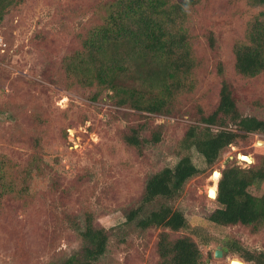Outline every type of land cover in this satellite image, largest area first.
Returning a JSON list of instances; mask_svg holds the SVG:
<instances>
[{
  "label": "rangeland",
  "instance_id": "1",
  "mask_svg": "<svg viewBox=\"0 0 264 264\" xmlns=\"http://www.w3.org/2000/svg\"><path fill=\"white\" fill-rule=\"evenodd\" d=\"M108 1H17L0 22V161L8 171L5 181L27 189L23 198L13 193L0 198V264H46L74 253L80 239L72 220H83L88 211L110 233L100 264H159L162 229L139 231L126 224V211L139 203L148 176L176 164L182 137L196 122L199 108L210 111L217 105L223 79L231 83L243 114L264 118V73L239 74L234 53L235 41L245 37L260 7L247 0H195L188 7L196 64L190 78L193 91L181 94L173 113L166 115L121 105L112 89L83 86L63 65L64 58L82 48L92 26L104 22ZM212 32L215 47L209 44ZM135 80L121 72L120 81L138 85ZM138 123L148 125L146 135L163 128L162 141L143 153L123 138ZM252 139L230 146L213 165L192 151L200 172L175 202L188 229L173 235L192 236L204 264H231L234 259L253 264L236 252L227 253L226 247L239 243L264 250V229L252 232L207 220L214 199L207 187L214 183V172L228 163L250 167L264 156V135L253 134ZM36 151L46 175L31 169L27 178L26 165ZM237 152L252 161L240 160ZM256 186L252 190L262 193L264 184ZM217 249L222 256L215 255Z\"/></svg>",
  "mask_w": 264,
  "mask_h": 264
},
{
  "label": "trees",
  "instance_id": "2",
  "mask_svg": "<svg viewBox=\"0 0 264 264\" xmlns=\"http://www.w3.org/2000/svg\"><path fill=\"white\" fill-rule=\"evenodd\" d=\"M17 1L23 0H0V22ZM247 1L261 10L248 22L245 37L234 43L235 68L239 74L253 77L264 73V0ZM108 2L104 6L108 5L104 22L92 26L83 38L82 48L64 58L63 65L75 73L77 82L83 86L112 89L121 105L131 104L149 113L172 114L179 96L193 91L190 78L196 64L188 29V7L195 0ZM209 36L210 46L215 47L213 32ZM121 72L135 75L138 85L120 81ZM219 73L223 76L222 66ZM194 117L196 122L189 125L179 143V160L174 166H164L150 174L139 203L126 211V224L134 230L162 229L157 241L159 264H204L200 245L192 236L173 235L188 229L184 211L175 207V202L182 196L187 182L200 172L192 151L196 150L207 164L213 165L230 146L253 142L256 133L264 135V118L241 112L232 85L226 79L222 81L217 105L210 111L199 108ZM162 130L159 126L146 135L148 125L138 123L129 126L123 138L143 153L148 146L162 141ZM34 145L37 150L38 143ZM39 157L36 151L26 165L29 170L25 176L31 169L46 175ZM4 164L0 161L3 184L0 198L11 193L23 198L27 189L5 181L8 171ZM221 174L218 194L211 200L212 211L207 220L219 226L241 225L252 232L264 229V189L262 193L252 190L264 184V156L245 168L228 163ZM72 221L78 231L80 248L46 264H100L110 242L108 229L96 223L92 211L83 220ZM226 251L236 252L253 264H264V250L239 243L226 247Z\"/></svg>",
  "mask_w": 264,
  "mask_h": 264
},
{
  "label": "bare ground",
  "instance_id": "3",
  "mask_svg": "<svg viewBox=\"0 0 264 264\" xmlns=\"http://www.w3.org/2000/svg\"><path fill=\"white\" fill-rule=\"evenodd\" d=\"M259 143H262V142H259ZM237 154H238V153H237ZM241 154L246 155V157H244V159H245L247 162L252 161V157H251L250 155L245 154V153H243V152H241ZM214 173H215V174L213 175V178H212L213 181H214V183H213L212 185H209V186L207 187V191L209 192V194H210V196H211L212 198H215V196H216V183H217V181H218V179H219V177H220L219 170H216ZM233 261H234L233 264H242V261H240L239 259H234Z\"/></svg>",
  "mask_w": 264,
  "mask_h": 264
},
{
  "label": "water",
  "instance_id": "4",
  "mask_svg": "<svg viewBox=\"0 0 264 264\" xmlns=\"http://www.w3.org/2000/svg\"><path fill=\"white\" fill-rule=\"evenodd\" d=\"M237 156H238V158H239L240 160H244V161H246V160L244 159V157H246V155L241 154V152H238ZM250 162H251V161H250ZM219 173H220V176H221L222 174H221L220 171H219ZM217 194H218V184H217V186H216V196H217ZM216 196H215V197H216ZM215 255H216L217 257L222 256V251H221L220 249H217ZM233 263H234V261L232 260V261H231V264H233Z\"/></svg>",
  "mask_w": 264,
  "mask_h": 264
}]
</instances>
